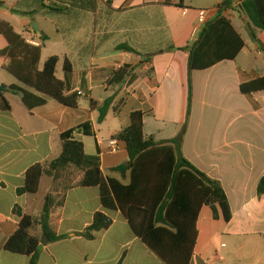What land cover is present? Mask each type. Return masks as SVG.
Masks as SVG:
<instances>
[{"label":"crops","instance_id":"0c3cea01","mask_svg":"<svg viewBox=\"0 0 264 264\" xmlns=\"http://www.w3.org/2000/svg\"><path fill=\"white\" fill-rule=\"evenodd\" d=\"M215 1L90 0L92 9L66 1L63 13H47L41 0H0V21L28 43L39 46L41 36H47L40 68L47 42L53 40L71 67L66 72L63 64L62 77L57 67V78L66 83L69 95L83 93L76 108L48 98L32 110L21 94H5L11 110H0V264H29L30 257L4 246L18 229L16 210L39 216L48 195L55 201L58 233L68 238L50 242L40 227L32 229L31 234L40 238L38 264H166L134 233L120 210L104 208L99 187L81 186L84 172L76 166H68L57 178L44 176L36 194L18 193L31 167L60 156L61 136L71 130L88 155L100 157L105 178L129 184L130 173L123 176L115 170L127 165L129 156L121 146L114 153L110 141L130 126L135 111L145 113L144 134L157 142L177 138L187 123L183 156L220 182L229 199L233 214L229 223L214 221L211 210L203 208L190 264H264V195H258L264 177V91L245 95L240 89L242 83L264 77L263 32L250 24L241 3L225 17L245 46L234 60L215 63L213 55L202 56V64L215 65L192 72L188 118L190 49L206 25L197 36L193 29L200 10L210 11L209 22L218 16L220 0ZM51 2L56 0H44L46 6ZM47 23L53 25L54 37ZM123 45L137 53L119 50ZM0 47H5L3 41ZM4 64L0 62V85L43 97L7 72ZM125 66V80L114 83V73ZM107 100L112 104L100 123L99 108ZM85 124V130H78ZM98 212L107 214L113 224L87 240L80 234Z\"/></svg>","mask_w":264,"mask_h":264},{"label":"trees","instance_id":"16d2710c","mask_svg":"<svg viewBox=\"0 0 264 264\" xmlns=\"http://www.w3.org/2000/svg\"><path fill=\"white\" fill-rule=\"evenodd\" d=\"M66 1L73 7L94 8L90 0H56L49 6L44 4V0L41 3L47 13H63ZM236 3H241L242 10L252 24L263 32L261 47L264 52V0H220L218 16L206 24L190 49L188 118L192 99V72L215 65L202 64V56L213 55L215 63L234 60L245 46L241 35L225 17L227 11L236 9ZM252 37L257 39L254 33ZM47 39V36H41L43 43L32 45L16 33L10 24L0 21V41L5 43V47H0V62L5 63L3 68L18 81L43 95L37 96L17 86L0 85L1 111L11 110L5 98L8 92L21 94L29 110L45 105L48 98L69 108L78 107L80 95H69L66 83L57 78L60 58L52 56L40 68L42 50ZM119 50L137 53L125 45ZM64 70L71 71L68 60L64 62ZM127 74L126 66L121 67L113 75L114 83L122 84ZM240 89L245 95L264 91V77L242 83ZM111 104L112 100H107L99 108L100 123L105 120ZM144 116L142 111L132 112L130 126L113 136L129 156L127 165L115 169L123 176L126 172L130 173L129 184L105 178L100 157L88 155L84 143L75 139L74 131L71 130L61 136L60 156L49 164L31 167L26 174L25 186L18 193L36 194L44 176L57 178L68 166H76L84 172L81 186L99 187L104 208L120 210L134 233L166 264H190L198 244V220L203 208L211 210L214 221L229 223L233 218L229 199L220 182L207 176L183 156L182 144L187 133V123L177 138L157 142L154 137L145 136ZM86 128L85 124L78 130ZM258 195H264V177L259 183ZM54 204L53 197L48 195L39 216L16 210L20 219L19 226L5 243L4 249L30 257L29 264H38L41 255L40 238L31 234L32 229L40 227L50 242L67 239V235L58 233V223L53 218ZM112 224L113 220L107 214L98 212L92 224L80 235L87 240H94L97 233L109 229Z\"/></svg>","mask_w":264,"mask_h":264},{"label":"rangeland","instance_id":"374dc122","mask_svg":"<svg viewBox=\"0 0 264 264\" xmlns=\"http://www.w3.org/2000/svg\"><path fill=\"white\" fill-rule=\"evenodd\" d=\"M216 1L214 0V3H215ZM54 2H51L50 3V5H52ZM20 19H21V17H20ZM48 25V31H49V33L51 34V37H54V35H53V25L51 24V23H47ZM250 24H252V22L250 21ZM253 25V24H252ZM254 26V25H253ZM254 28H256L255 26H254ZM21 29V28H20ZM258 29V28H257ZM245 32V35H248V32H246V31H244ZM247 41H248V43L251 45V46H254V40L253 41H250L248 38H247ZM48 43V47H47V49L45 50V52H44V59H43V62H42V68H43V66H44V63H45V61L46 60H48V58L50 57V55L51 54H57L60 58H61V62L59 63V65H58V74H59V76L60 77H62L63 76V64H64V54H63V48L62 47H60V46H58V45H55V43H54V41L52 40V42H47ZM83 100L85 99L86 100V98H82Z\"/></svg>","mask_w":264,"mask_h":264},{"label":"built area","instance_id":"2783aa9c","mask_svg":"<svg viewBox=\"0 0 264 264\" xmlns=\"http://www.w3.org/2000/svg\"><path fill=\"white\" fill-rule=\"evenodd\" d=\"M209 15L210 11L208 10H200L199 11V19H198V25L195 26L193 29V35L197 36L201 32V28L205 26L209 22ZM82 92H78V95H82ZM110 147L112 148V151L114 153L119 151V145L116 140H111L110 141Z\"/></svg>","mask_w":264,"mask_h":264}]
</instances>
